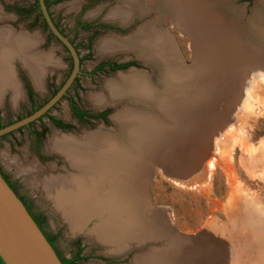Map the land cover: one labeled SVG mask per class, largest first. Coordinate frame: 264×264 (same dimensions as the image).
Wrapping results in <instances>:
<instances>
[{"label": "rangeland", "instance_id": "rangeland-1", "mask_svg": "<svg viewBox=\"0 0 264 264\" xmlns=\"http://www.w3.org/2000/svg\"><path fill=\"white\" fill-rule=\"evenodd\" d=\"M5 1L18 3L26 8L34 3V0ZM44 1L49 4L48 11L56 27L70 38L71 44L78 50L76 52L82 60L81 63L79 62L76 82H73L66 95L73 98L78 109L108 112L105 121L86 126L75 124L76 128L70 132L60 131L51 125L48 116L74 123L69 102L62 98L46 113V116L38 118L29 127L25 126L0 136L2 169L10 180L14 183L18 182V192L33 204L35 210L46 216L45 227L58 236L56 247L59 252L66 257H73L77 249L81 248L82 259L75 264H137L136 260L143 256L154 259L155 251L161 254L174 253L171 250L173 249L171 246H174V250L184 264H188L187 259L192 260L189 255L193 254L191 252L193 250L195 256L199 255V251L211 252L214 256L212 264H264V0H198L195 4L196 9L193 8L198 13L193 12L187 19L182 20L183 26L190 19L194 28L197 29V26L202 25L195 34L187 32L183 27L179 28L176 20L167 16L161 17L153 11L147 14L134 12L124 22L119 21V18L110 17L115 10H129L130 6L125 0ZM145 4L150 8L154 7L150 0H146ZM208 7L213 12L212 15L209 12L210 17H207L214 20L212 22L210 19L209 23L206 22L207 19L204 21ZM215 10H220L221 16H216ZM0 14H6L5 18L0 20V27L11 29L12 35L20 34L27 37L23 38L26 48V51L25 48L23 49L24 56L28 55L32 59L35 57L38 61L36 65H39L38 69H40L38 70L40 84L36 86L28 66L24 61L22 62L23 57L18 58L13 55L12 58V54L11 56L8 54L9 58L5 60V64L8 66L10 79L15 81L13 89L7 88L5 81L0 82V89L2 90L3 86L6 88L0 95V128H3L25 118L44 105L69 76L72 60L67 50L50 36L43 18L37 16V11L19 22L11 20L7 12H2L1 7ZM195 19L198 23L193 22ZM150 21H155V25L159 24L171 39L181 62V77L185 81L183 79L181 86L177 85V94L164 93L167 98H176L175 104L178 107L175 105L174 112L180 110L179 113L176 111L177 115L174 116L178 118L174 117L175 119L171 120L166 117L164 128H157L153 131L155 134L151 132V135H148L150 137L145 136L144 139L145 134L138 132L137 124H134L135 128L129 135L128 132L132 129L130 123L126 130L120 129L121 124L117 123L121 114L119 111L124 113L127 107H132L135 111L137 103L132 102L131 105L127 103L129 101L126 102L121 98L98 106L93 104L92 100L99 96H108L107 87L120 75L141 73L155 77L154 71L157 70H154L152 62L143 60L136 51L126 48L114 50L111 46L114 44L113 40L115 43H120L122 39H127L143 24ZM214 22L221 25L218 26V31L214 30V33L218 32L217 35L215 34L217 37L213 33L208 34V30L200 32L204 25L209 28V24ZM78 23H91L93 27L79 28ZM102 25H106V28ZM214 26L217 25L214 23ZM116 29L123 31L118 32ZM259 31L262 36L259 35ZM222 33L232 37L228 42L229 45L236 46L235 50L230 46L226 54L223 52L220 46L226 43L227 37ZM211 35L215 40L210 38ZM200 38H203L202 41ZM233 39L235 42L232 41ZM215 42H218V46ZM200 45L203 50L199 48ZM240 46L243 49L246 46L248 50L245 53H238ZM196 47L203 52H198ZM230 53L232 60L227 56ZM42 59L43 62L40 61ZM127 62H133L134 65L117 71H109L106 68L102 71H94L101 63ZM26 85L33 93L31 99L27 94ZM159 96L163 97V93ZM154 105L153 103L152 106ZM209 106L212 108L209 109ZM189 115L190 118L187 117ZM143 116H148L147 109L143 110ZM41 129H46V135L36 146L33 133ZM101 130L105 133L104 144L101 146L104 148L103 153H109L110 149L105 144L112 143L111 138H114L119 142L117 150L120 155L125 152L131 159L142 160L143 165L139 167L142 169L134 171L135 175L132 178L122 180L120 184H126L123 187L129 189L126 194L130 200L127 206L132 210L129 218L135 220L141 215V220L143 216L148 223L146 226L156 228V232L143 231L146 235L143 240L131 239L127 242V239H124L125 241L123 238L115 239L114 236L108 237L106 241L99 238V232L102 229L105 231V228L101 227L107 226V222H111L112 217L118 220L123 214L120 212L116 213L120 217L116 214V217L112 216L106 205V209L102 207L98 212L96 210L91 213L85 212L81 216L76 212L82 205V199L58 196L61 189L63 192L66 190L73 192L75 188L71 183H66L65 179L64 182L59 183V178L67 176L70 179L74 173H78V170L70 166L67 157L53 149L52 139L55 136L67 135L82 140L96 132L99 134ZM118 130L120 135L116 137L114 132ZM171 134L175 136L172 137ZM147 138L148 142H146ZM165 138L167 141L170 140L168 145L162 143ZM141 139L147 145L149 140L150 143L153 140L152 147H149L151 150L148 147L144 151L138 148ZM190 146L191 149L196 150L194 153L197 158H192L187 151L183 152L178 165L173 164L170 159L166 160L173 152H181ZM171 150L173 151L170 153ZM145 155L148 156L147 159ZM189 159L190 161H187ZM191 161L203 171V177L200 175L194 178L192 175L193 179H191V175L187 172V175H184L186 168L193 163ZM111 163H113L112 159ZM175 167L177 169L179 167L180 172L176 169L179 174L174 170ZM126 172L124 171V174ZM180 173H184V176L182 174L180 176ZM89 176L91 179L87 178L85 181L87 186H92L90 181L96 176L94 173H89ZM111 179H117L113 173L108 181L113 182L114 180ZM114 183L119 184V181ZM56 187H60L59 190ZM61 194L64 193L59 195ZM99 194L107 202L113 201L108 190H102ZM89 199H92V196L88 197V201H91ZM140 203L144 205L141 206ZM152 212H157L158 217H152ZM67 216L76 219L72 226L69 225ZM138 241L141 242L137 243ZM188 249L191 251H187ZM247 253L249 257L243 256Z\"/></svg>", "mask_w": 264, "mask_h": 264}, {"label": "bare ground", "instance_id": "bare-ground-1", "mask_svg": "<svg viewBox=\"0 0 264 264\" xmlns=\"http://www.w3.org/2000/svg\"><path fill=\"white\" fill-rule=\"evenodd\" d=\"M154 7L153 8H150L149 6H146L145 2L146 0H125L126 3L129 4L130 8L129 10H118V11H113V13H111V16L112 18H119V21L122 20L123 22L124 21H127L130 17H131V14L135 12V14H147L151 11H153L154 13H156L157 15L161 16V17H169V18H172L173 20H176L177 21V24L179 26V28L183 27L184 30L187 29V32H191V34H195V33H198L197 32V29L199 31L200 27L202 26H197L198 28H194L193 27V23H192V20L190 19L187 24L183 23L185 26L182 25V20L185 18L187 19L189 17V15L193 14V12H195L194 9H196L195 7V4L198 2V0H150ZM208 1V0H207ZM211 2V1H209ZM215 2V1H214ZM207 3V2H205ZM215 5V4H214ZM125 6V5H124ZM194 8V9H193ZM221 8V7H220ZM193 9V10H192ZM223 9V8H222ZM201 10V9H200ZM199 10V11H200ZM221 10V9H220ZM219 10V11H220ZM202 11V10H201ZM216 11V16L219 17V15L221 14V11ZM209 12H213V10L208 7L207 9V12L205 11L206 16H205V19L204 21L207 19L206 22H211L210 19L212 18H208L210 17V15L208 16ZM195 13H198V12H195ZM203 13V12H202ZM200 14V13H199ZM212 15V13H211ZM136 16V15H135ZM208 16V17H207ZM215 16V15H214ZM213 16V17H214ZM221 16V15H220ZM212 17V16H211ZM5 17L3 14H0V20H3ZM116 20V19H115ZM197 19L193 20V22H196ZM201 20V19H199ZM198 20V21H199ZM214 20L212 19V22ZM203 22V21H202ZM198 23V22H196ZM205 23V22H204ZM214 23L217 25V26H214ZM213 24H209V28L206 27V25H204L203 27V30L200 31V32H203L204 30H208V34H212L215 36V34L217 35V33H214V30L218 31V26H221V25H218V23L214 22ZM195 24V23H194ZM203 24V23H201ZM206 24V23H205ZM202 28V27H201ZM208 28V29H207ZM221 28V27H220ZM227 28V27H226ZM182 29V28H181ZM222 30V29H220ZM263 34V33H262ZM197 35V34H196ZM222 35L226 36L227 37V40H226V43L224 41L223 44H222L220 47L222 48L223 52H225L226 54V50H230V46L233 47V49L236 47V46H233V45H229V42H230V39H232L231 36H229L228 34L226 33H222ZM259 35L260 34V31H259ZM264 35V34H263ZM198 36V35H197ZM210 36V35H209ZM212 36V35H211ZM262 36V35H261ZM25 37V35H20V34H15V35H12V30L7 28V27H0V82H3L5 81V85L7 86V88L9 87V89H13L14 88V79H12L13 81H11L10 77H9V72L7 71V68L8 66L5 64V60H8V56L12 54V58H13V55L17 56L18 58L20 57H26V59L23 60L22 58V62L24 61V64L26 66H28V70L32 76V79L35 83L36 86H39L40 84V80H39V71L40 69H38V66L39 65H36V62L38 63L37 59H32V57H29L28 55L24 56V53H23V49L25 48L24 47V42L25 41L23 38ZM199 37V36H198ZM217 37V36H215ZM27 38V37H25ZM194 38V37H193ZM210 38H214L213 36L210 37ZM224 38V37H222ZM229 38V40H228ZM201 39V38H200ZM203 39V38H202ZM201 39V41H202ZM29 40V39H28ZM205 40V39H204ZM203 40V41H204ZM209 40V39H208ZM215 40V38H214ZM223 40V39H222ZM225 40V39H224ZM27 41V39H26ZM30 41H33V40H30ZM30 41L28 42V44H30ZM114 41V44H112V48L115 49H121V48H126V49H129V50H133V51H136L138 56L141 57L143 60H145L146 62H152V65L154 67V70H157V71H154L155 72V77L153 76H148V75H144V74H141V73H132V74H125L124 76L120 75L117 77V80H114V82L110 83V86L107 87V93H108V96L105 95V96H102V97H96L94 98L92 101H93V104L95 103L96 105L98 104V106H102L104 105L105 103L107 102H110V100L112 101H117L118 99H121V98H124V100L127 102V103H132V102H135L137 103V109H135V111H133L132 107H127L126 111L123 113L121 111H119V118H118V121L117 123L118 124H121L120 126V129L122 128V130H126L128 128V123H130L129 125L131 126V130L128 132V134L130 135V132H132L133 128L134 127V124H137V129L138 132H141L144 135V139H145V136L146 137H150L148 136L149 134L151 135V132L155 131L157 128H161L164 125V120L166 119V117L170 118L171 120H173V118L175 117V115H177L175 112L177 110H175L174 112V108H175V99H170V98H167L165 97L164 95L166 93H168V95H174V94H177V85L181 86L180 84L182 83L183 81V77H181V70H182V66H181V62L177 56V53L175 52V49L173 48L172 46V42H171V39L169 38L168 34L162 30V28H160L159 24H156L155 25V21H150V22H147L145 24H143V26H141L140 28H138V30L132 34L131 36H129L127 39L123 40L120 42L119 40H116L120 43H115V40ZM217 41V40H216ZM229 41V42H228ZM234 41V39L232 40ZM219 42V41H218ZM218 42L216 43V45L218 44ZM235 42V41H234ZM232 42V43H234ZM32 43V42H31ZM34 43V42H33ZM209 42H207L208 44ZM27 44V45H28ZM35 44V43H34ZM202 44V43H200ZM206 44V45H207ZM219 44V45H220ZM237 44V43H236ZM235 44V45H236ZM27 45H25L26 47H28ZM210 45V44H208ZM241 45V44H239ZM204 47V43L202 45ZM212 46V45H211ZM218 46V45H217ZM32 47V46H31ZM202 47V48H203ZM208 47V46H207ZM213 47V46H212ZM246 47V46H245ZM244 47L240 48L237 50L238 53L240 52H243L245 53L248 48L246 49ZM30 48V47H28ZM28 48H27V51H28ZM201 49V45L199 47ZM206 48V47H205ZM204 48V50H205ZM196 49L198 50V48L196 47ZM214 49V48H213ZM246 49V50H245ZM112 50V49H111ZM113 50V51H114ZM203 50V49H201ZM200 50V51H201ZM219 50V49H218ZM235 50V49H234ZM25 51H26V48H25ZM198 50V52H200ZM203 52V51H201ZM200 52V53H201ZM207 52V51H205ZM232 52H234L232 50ZM9 54V55H8ZM204 54V53H203ZM231 54H228V58L231 59ZM236 54V53H234ZM23 55V56H22ZM14 56V57H15ZM7 58V59H6ZM234 59V58H233ZM21 60V59H20ZM34 60V61H33ZM232 60V59H231ZM40 61H44L43 59L40 60ZM7 62V61H6ZM47 62V60H46ZM45 62V63H46ZM224 63V62H223ZM226 64V63H225ZM221 65V64H220ZM37 66V68H36ZM220 67V66H219ZM218 67V68H219ZM43 68V67H42ZM207 68V67H206ZM35 69V70H34ZM214 69V68H212ZM225 69V68H223ZM226 71V70H225ZM233 71V69H232ZM237 71V70H236ZM227 72V71H226ZM225 72V73H226ZM239 72V71H238ZM11 74V73H10ZM219 74H222L219 72ZM229 75V73H227ZM231 74V73H230ZM218 75V74H217ZM238 75V74H237ZM236 75V79L238 78V76ZM220 76V75H219ZM227 76V75H226ZM14 78V76H11ZM216 77V76H215ZM222 77V76H221ZM228 77V76H227ZM232 77V76H231ZM217 79V78H216ZM230 79V78H229ZM238 80V79H237ZM185 81V79H184ZM4 85V84H3ZM178 86V87H179ZM166 87V88H165ZM1 88V86H0ZM4 88V89H3ZM6 88L3 86L2 87V90L4 91ZM2 90L0 89V95H1V92ZM161 93H163V97L159 96ZM165 93V94H164ZM196 96V95H195ZM217 98V97H216ZM210 99V98H209ZM214 101V100H213ZM140 103H143V105H140ZM153 103L155 104L154 106ZM178 103V101H177ZM179 104V103H178ZM188 104V103H187ZM132 105V104H131ZM147 105V106H146ZM181 105V104H180ZM179 105V107H180ZM155 106H156V109H155ZM178 107V105H176ZM135 107V108H136ZM147 109L148 111V116H143V110H146L145 108ZM194 107V106H193ZM192 107V108H193ZM199 107V106H198ZM210 107V106H209ZM208 107V108H209ZM185 108V107H184ZM206 108V106L204 107V109ZM212 107H210L209 109H211ZM208 109V110H209ZM137 110V111H136ZM180 110V109H179ZM178 110V111H179ZM168 111V112H166ZM171 111V112H169ZM177 111V112H178ZM188 111V110H187ZM198 111V110H197ZM204 111V110H203ZM142 112V113H141ZM195 112V111H194ZM210 112V111H209ZM179 113V112H178ZM183 113V111H182ZM212 113V112H210ZM181 115V112L180 114ZM118 116V114H117ZM185 116V115H184ZM195 116V115H194ZM192 116V117H194ZM190 118V115L187 116ZM115 117H113L114 119ZM175 118H178V117H175ZM174 118V119H175ZM182 118V117H181ZM186 118V117H184ZM117 119V117H116ZM115 119V120H116ZM146 119V121H145ZM131 120L133 122H131ZM180 120V118L178 119ZM188 120V119H187ZM175 121V120H174ZM185 121V120H184ZM191 121V119L189 120V122ZM186 122V121H185ZM188 122V121H187ZM174 123V122H173ZM177 122H175L176 124ZM182 123V122H181ZM193 123V122H191ZM189 123V124H191ZM195 123V122H194ZM166 124V123H165ZM179 125V124H178ZM188 125V123H187ZM193 125V124H192ZM160 126V127H159ZM168 126V125H167ZM175 126V125H173ZM194 126V125H193ZM154 127V128H153ZM172 127V125H171ZM195 127V126H194ZM193 127V128H194ZM119 128V127H118ZM164 128V127H163ZM174 128V127H173ZM178 128V127H177ZM180 128V127H179ZM178 128V129H179ZM183 128V127H182ZM130 129V128H129ZM169 130V128H168ZM172 130V129H171ZM192 131V126H191V129ZM150 131V132H148ZM163 131V130H162ZM170 131V130H169ZM178 131V130H176ZM180 131V130H179ZM178 131V132H179ZM190 131V132H191ZM101 132V133H100ZM99 132V134L97 133H94L92 134L91 136H87L85 137L84 139L82 140H78L77 138L75 137H72V136H61V137H58V136H55L52 140H53V149L55 151H58L60 152L61 154H63L65 157H67V160L68 161H73L75 160V164H74V168H76L78 170V173L75 174V178L73 177H63V178H59V183H62L64 182V179H65V182L66 183H71L72 185H74V190H76L75 193L77 192H82L80 187L76 186L75 182H77L78 180H85L87 178L91 179L90 176H89V173H94V176H96L95 178H93L92 181H90V184H92L91 187H89V191H90V194L91 196L95 199L97 197H100L99 193L102 191V190H108V192L111 193L112 195V198H113V201H110V202H107L106 199L102 198L101 197V207H104L107 205L108 208H109V211L112 213V215H114L116 217V215L118 217H120L118 214L121 212L123 214V217L118 219V220H115L113 224H121V225H125V226H129V228H133L135 226H145L147 227L146 225L148 224L144 217L142 216V220H141V215L137 218L134 219H131L129 218V213L131 212L132 213V210H130L128 208V203L130 202V200L126 197V194L128 192V190H126V186L123 187L124 185L120 184V181H119V184H114V186H111L112 189H110V186L108 187V183L110 181L109 180V176H111V174L113 173L114 176H117L116 178L117 179H113L114 181H118L120 179V177L123 179L122 180H126L127 178L134 176V171H139L140 169L142 168H139L141 167L143 164H142V160H138V159H131L128 154H126L125 152L120 155L118 153L119 150H117L116 152V157L118 159V164L117 166H113V165H109L107 163H105L106 161V158L102 152H100V148L102 149V145L104 144L103 141V136H105L102 132V130ZM168 132V131H166ZM115 136L116 137H119L120 135V132L118 130V132H114ZM123 133V132H122ZM121 133V134H122ZM154 133V132H153ZM165 133V132H164ZM170 133V132H169ZM126 134V133H125ZM155 134V133H154ZM160 135H162L161 133H159ZM168 134V133H167ZM175 134V133H174ZM171 134L172 137H174L175 135ZM188 134V133H187ZM191 134V133H190ZM158 135V137L160 136ZM110 136V135H109ZM122 136V135H121ZM126 136V135H124ZM163 136V135H162ZM177 136V135H176ZM179 136V135H178ZM180 136H181V133H180ZM111 137V136H110ZM123 137V136H122ZM161 137V136H160ZM165 137V136H164ZM167 137V135H166ZM106 138V137H104ZM121 138V137H120ZM125 138V137H124ZM148 138H147V141L148 142ZM163 138V137H162ZM171 138V137H169ZM168 138V139H169ZM177 138V137H176ZM175 138V139H176ZM192 138V137H191ZM112 139V143L108 142L106 143L105 145H107V147L109 148H113V147H119L118 144L119 142H117L116 140H114V138H111ZM127 139V138H126ZM129 139V137H128ZM132 139V138H131ZM155 139V137H154ZM173 139V138H172ZM185 139V138H184ZM107 140V139H105ZM120 140V139H119ZM156 140V139H155ZM154 140V141H155ZM162 140V139H160ZM174 140V139H173ZM205 140V139H204ZM130 141V139H129ZM138 141V140H137ZM157 141H159V139H157ZM165 141V142H163ZM162 143L168 145V143L170 142V140L167 141V139H163ZM178 141V140H177ZM175 141V142H177ZM122 142V141H121ZM120 142V143H121ZM145 141H143L141 139V141H139L138 143V148H140L142 150V148L144 147H152L151 143L153 142V140L151 141L150 143V140H149V143L148 145L146 144ZM158 143V142H157ZM132 144V143H131ZM153 144V143H152ZM159 144V143H158ZM177 144V143H176ZM175 144V145H176ZM127 145V144H126ZM140 145V146H139ZM154 145H155V142H154ZM163 145V144H162ZM111 146V147H110ZM133 146V145H132ZM171 146V145H170ZM177 146V145H176ZM121 147H123L121 145ZM160 144H159V147L160 148ZM169 147V146H168ZM175 147V146H174ZM150 149V148H149ZM165 149V148H164ZM163 149V150H164ZM195 149V148H194ZM134 150V149H133ZM145 150V149H144ZM151 150V149H150ZM162 150V152H164ZM99 151V152H98ZM173 150L170 151V153L172 152ZM175 151V150H174ZM188 151V152H187ZM183 152H187L192 158H195L197 155L194 153L196 152V150H193L191 149V146L189 148H186L184 150H182L181 152L177 151V152H173L172 154H170L166 160H172L175 164V165H178V161L180 158H182V154ZM152 153V152H151ZM160 153V152H159ZM89 154V155H88ZM167 154V153H166ZM165 154V155H166ZM184 156V155H183ZM109 157V156H108ZM165 157V156H164ZM202 157V156H201ZM188 158V157H187ZM186 158V159H187ZM197 158V157H196ZM185 161V160H184ZM187 161H190L187 160ZM145 162V161H144ZM193 162V161H191ZM70 163H73V162H70ZM199 163V162H198ZM184 164V163H183ZM81 165H90L89 167H92L90 170H89V173H86L85 171L83 172L84 169H80L79 166ZM140 165V166H139ZM187 165V164H186ZM184 166V165H183ZM79 167V168H78ZM82 167V166H81ZM85 168V167H83ZM181 168V167H180ZM203 168V167H202ZM176 167L174 168V170L176 171ZM179 169V167H178ZM177 169V170H178ZM183 170V168H181ZM187 171H185V173H189L191 175V179L192 178V175L194 176V178L197 176V178L201 175L202 176V172L201 169L199 168V166H195L194 165V162L193 163H190V166H188V168H186ZM185 169V170H186ZM126 172V174H124V171ZM203 170V169H202ZM87 171V170H86ZM184 171V170H183ZM177 172V171H176ZM179 172H180V169H179ZM146 173V172H145ZM178 173V172H177ZM184 174L185 176L187 175ZM83 176H81V175ZM179 174V173H178ZM182 173H180V176H181ZM182 174V175H183ZM92 175V174H90ZM145 175V174H143ZM142 175V176H143ZM183 175V176H184ZM69 176V175H68ZM92 177V176H91ZM139 177V176H138ZM188 177V176H187ZM203 177V176H202ZM83 180V181H84ZM62 181V182H61ZM54 182V181H53ZM56 182V181H55ZM88 182V181H87ZM114 183V182H113ZM118 183V182H117ZM89 184V185H90ZM53 185V184H52ZM58 185V184H56ZM61 185V184H59ZM70 185V186H72ZM80 185H82L80 183ZM63 186V185H62ZM67 186V184H66ZM61 187V186H60ZM58 187V188H60ZM56 187V189H58ZM63 188H66L63 186ZM68 188H69V185H68ZM85 188H87L85 186ZM101 188V189H100ZM108 188V189H107ZM55 189V190H56ZM67 189V188H66ZM65 189V190H66ZM71 189V188H70ZM110 189V190H109ZM59 190V189H58ZM73 190V188H72ZM84 191V190H83ZM98 191V192H97ZM68 190L64 191L61 189L59 190V194L60 193H64V194H61L59 195L58 194V191H57V194L58 196H62L63 197H66L68 198L69 195L72 196V194L70 193H73L74 192H70ZM132 192V190H131ZM69 193V195L67 194ZM56 194V193H55ZM130 194V193H129ZM134 194V193H132ZM78 194H76V197H80L79 195L77 196ZM69 196V197H71ZM75 196V194H74ZM136 196V195H134ZM57 197V196H56ZM75 197V198H76ZM83 197V196H82ZM137 197V196H136ZM59 198V197H58ZM62 198V197H61ZM130 198V197H129ZM134 198V197H133ZM142 198H144L142 196ZM141 198V199H142ZM60 199V198H59ZM65 199V198H64ZM69 199V198H68ZM72 199V198H71ZM132 199V197H131ZM139 199V200H141ZM145 199V198H144ZM135 200V199H134ZM61 201V199H60ZM68 201V200H67ZM76 201V200H75ZM136 201H138L136 199ZM132 202L133 200L131 201V205H132ZM140 202V201H139ZM143 202V201H141ZM75 203V202H74ZM135 203V202H134ZM144 203V202H143ZM142 203V204H143ZM67 204V203H66ZM72 204V203H71ZM141 204V203H140ZM141 204V206L143 205ZM78 205V204H77ZM84 205V204H83ZM98 206V205H97ZM96 206V207H97ZM136 206V204L134 205ZM133 206H131L130 208L132 209ZM135 208V207H134ZM137 209H139L138 207H136ZM143 208V207H142ZM141 208V210H142ZM146 207H144L145 209ZM106 209V208H105ZM135 210V209H134ZM140 211V210H139ZM145 211V210H144ZM118 213V214H116ZM135 213V211H134ZM160 213V212H159ZM116 214V215H115ZM121 214V215H122ZM70 215V214H68ZM72 215V214H71ZM136 215V213H135ZM161 217V216H160ZM68 218V216H67ZM69 221L71 220L68 219ZM76 220V219H75ZM156 220V219H155ZM72 221V220H71ZM71 223V222H70ZM72 223H74L72 221ZM112 224V225H113ZM149 227L151 228V226L149 225ZM100 238V237H99ZM190 247V246H189ZM195 249V248H193ZM187 251H191L190 249H188ZM193 254H190L189 257L192 259V260H189L187 259L186 261L188 262V264H212L213 263V255L211 254V252H207L206 251H203V252H200L199 251V254L203 255V256H195V250L191 251ZM157 253V252H156ZM158 254V253H157ZM156 254V255H157ZM175 254H171L170 257H164L165 259L161 258V259H156L157 256H155V260L156 262H154V259H149V263L150 264H184L181 260V258L178 257V253L176 254V256H174ZM159 256V255H158ZM243 256H248L249 257V254H245ZM161 257V256H160ZM159 257V258H160ZM197 257V258H196ZM144 258V257H143ZM145 259V258H144ZM140 260V259H139ZM138 260V261H139ZM250 259H248V262H249ZM256 259H254V262H255Z\"/></svg>", "mask_w": 264, "mask_h": 264}, {"label": "water", "instance_id": "water-1", "mask_svg": "<svg viewBox=\"0 0 264 264\" xmlns=\"http://www.w3.org/2000/svg\"><path fill=\"white\" fill-rule=\"evenodd\" d=\"M39 11L49 32L69 53L72 68L57 92L40 108L25 118L0 128V136L27 126L45 115L73 84L79 74V56L69 39L52 20L44 0H37ZM4 174V170L0 165ZM0 258L4 264H62L53 247L0 173Z\"/></svg>", "mask_w": 264, "mask_h": 264}, {"label": "flooded vegetation", "instance_id": "flooded-vegetation-1", "mask_svg": "<svg viewBox=\"0 0 264 264\" xmlns=\"http://www.w3.org/2000/svg\"><path fill=\"white\" fill-rule=\"evenodd\" d=\"M0 7H1V10H2L3 13H6V12L8 13L7 15L9 16V18H10L11 20H14V21L19 22V21H21V20L27 18V16L22 15V13H21V9H22V8H26V7H23V6H21L20 4H18V3H7L5 0H0ZM27 8H28V7H27ZM4 15H6V14H4ZM88 24H90V28L93 27V24H91V23H88ZM102 26H103V25H102ZM90 28H88V29H90ZM103 28H106V25H104ZM116 30H117L118 32H122V31H123V30H121V29H116ZM60 32H61L63 35H65L64 32H62V31H60ZM66 37H67V36H66ZM67 38H68V37H67ZM68 39H69V41H71L70 38H68ZM56 41H57V40H56ZM75 49H76V48H75ZM76 51H78V50L76 49ZM77 53H78V52H77ZM79 61H80V63L82 62L80 56H79ZM127 63H132V65H130V66H128V67H131V66L134 65L133 62H127ZM123 64H126V63H123ZM128 67H127V68H128ZM103 68H106V69H108L109 71H112V70L110 69L109 66H104V67H102L101 70H99V71H102ZM125 69H126V68H125ZM121 70H123V69H121ZM94 71H95V70H94ZM115 71H117V70H115ZM95 72H98V71H95ZM75 81H76V80H74V82H75ZM69 89H70V88H69ZM29 90L31 91L30 87L26 85V91H27V94H29ZM57 90H58V89H57ZM68 91H69V90H68ZM68 91H67V92H68ZM31 92H32V91H31ZM56 92H57V91H56ZM32 97H33V93H32ZM32 97H31V98H32ZM62 98L67 99L68 102H69V105H70V98H71V100L73 101V98H72V97H69V96H67V95L63 96ZM73 103H74V101H73ZM73 105H74V107H76L75 104H73ZM69 107H70V106H69ZM76 108H77V107H76ZM77 109H78V108H77ZM78 110L81 112V115H80V116H79L78 114H74V113L71 111V109H70V111H71V116H72V119H73L74 123L63 122V121H61V120H59V119H57V118H54V117H52V116H48V118H49V121H50L51 125H52L55 129H58V130H60V131L70 132V131H72V130H74V129L76 128V125H75V124H77V125H81V126L91 125V123H97V122L105 121L106 118H107V116H108V112H107V111L91 112V111H85V110H81V109H78ZM30 114H31V113H30ZM44 116H46V114H45ZM42 117H43V116H42ZM40 118H41V117H40ZM51 118H52V119H51ZM53 119H54L55 121H53ZM56 121L60 122L62 125H64V127L59 126L58 122H56ZM33 122H34V121H33ZM31 124H32V122L29 123L26 127H29ZM24 127H25V126H24ZM21 128H22V127H21ZM12 132H13V131H12ZM12 132H9V133H12ZM7 134H8V133H7ZM4 135H6V134H4ZM45 135H46V129H41L40 131H37V132H34V133H33V139H34V143L36 144V146H38V145L41 143V141H42V139H43V137H44ZM2 136H3V135H2ZM0 173L2 174V176H6L7 182H9L10 184H14V185H15L13 191L17 194V196L20 198V200H22L24 206H25V204L28 206V208H29V212H30L32 215L37 216V217L42 221L41 230H42L43 234H44V235H49V236H53V237H54V241H53V243H52L51 246H52L53 249L55 250L57 256H59V258H64V259L69 260V259H74V258L76 257V255L79 253L80 259L76 260V261L73 262L72 264H75L77 261L81 260V259H82V258H81V248H78V249H77L76 255H74L73 257H66V256L62 255V254L59 252V250H58L57 247H56V241H57L58 236H57L55 233H52V232L48 231V230L46 229V227H45V225L47 224V218H46V216H45L42 212H40V211H38V210H35V209L33 208V204H32L30 201L26 200V199L24 198V196L18 192V182H15V183H14V181L10 180V178H9L6 174H4V173L2 172L1 169H0ZM78 251H79V252H78Z\"/></svg>", "mask_w": 264, "mask_h": 264}, {"label": "crops", "instance_id": "crops-1", "mask_svg": "<svg viewBox=\"0 0 264 264\" xmlns=\"http://www.w3.org/2000/svg\"><path fill=\"white\" fill-rule=\"evenodd\" d=\"M106 147H107V145H105ZM111 147V146H110ZM149 148V147H148ZM102 149H104V148H102ZM101 148H100V152L99 153H101L102 152V154H103V150H102ZM110 149V151H109V153H105V154H103L105 157H107L106 158V162L105 163H107V164H109V165H113V166H117V164L119 163L118 162V159H117V157H116V152H117V149H116V147H113V148H109ZM144 149H146V147L144 148H142V150L141 151H144ZM89 155V154H88ZM109 156V157H108ZM145 157V159H147L148 158V156L147 155H145L144 156ZM150 157V156H149ZM111 159L113 160V163H111ZM141 160V159H140ZM69 162V164H70V166L72 165L73 167H74V164L76 163L75 162V160H73V161H68ZM70 162H73V163H70ZM71 166V167H72ZM82 166V167H81ZM81 166H79L80 167V169L82 168V169H84L83 170V172L85 171L86 173H89V170L92 168V167H89L88 165H81ZM140 166V165H139ZM78 167V168H79ZM83 167H85V168H83ZM90 168V169H89ZM87 170V171H86ZM75 178V173L73 174V176H72V178ZM110 177L111 176H109L108 178H109V180H110ZM117 177V176H116ZM133 176L131 175V177L130 178H132ZM122 179H123V177L121 178L120 177V179L118 180V181H122ZM129 178H127L126 180H128ZM84 180V179H83ZM82 179L81 180H78L77 182H75V184H76V186H78V187H80V188H82L83 187V189H81V193L80 192H77V193H75L76 192V190H73V192H74V194H75V196H74V194L73 193H70V194H72V196L71 195H69V193H67L69 196H71V197H69L68 196V198L69 199H73V198H75L76 197V194H80L79 196V198L78 197H76L75 199H78V200H81L82 199V205L80 206V208L78 209L79 211L78 212H76L78 215H84V213L85 212H89V213H91V212H93L94 210H96L97 212L98 211H100V209L102 208L101 207V197H97V198H93L92 197V199H89V200H91V201H88V197L89 196H91V194H90V191H89V187H91V186H87V184H86V181L84 180L83 181ZM111 180H113V179H111ZM117 181V182H118ZM114 182V181H113ZM112 181H110L109 183H108V187L110 186V189H112L111 188V186H114V184L115 183H113ZM80 183L82 184V185H80ZM82 186V187H81ZM85 186L87 187V188H85ZM108 189V188H107ZM109 189V190H110ZM84 190V191H83ZM77 195V196H78ZM104 195V194H103ZM83 196V197H82ZM93 200V201H92ZM84 204V205H83ZM98 205V206H97ZM97 206V207H96ZM106 207V206H105ZM110 212V211H109ZM78 215H75V217H77ZM152 217H158V213L157 212H152ZM113 216V215H112ZM71 217V216H70ZM66 219L68 220V219H70L69 217L67 218L66 217ZM71 220L72 221H74L75 219H72L71 218ZM69 221L68 223H69V225L70 226H72V221ZM114 221H115V219H114V217H112V221L111 222H107V226H105V227H101V228H105V231L102 229L100 232H99V237L101 238V239H103V240H105L106 241V239H108V237H111V236H114V238L115 239H121V238H123V240L124 239H127L126 241L127 242H130V240L131 239H141V240H143V239H145V237H146V235H145V233H146V231H153V232H156L155 231V229L152 227V228H150L149 226H147V227H145V226H135V227H133V228H129V226H125V225H119V224H113L114 223ZM71 222V223H70ZM113 224V225H112ZM100 228V229H101ZM143 231L145 232V233H143ZM141 233V234H140ZM125 241V240H124ZM126 242V243H127ZM141 241H138L137 243H140ZM171 247H173V249H171V250H173L174 251V253L173 252H162V254L161 253H156V251H155V256H157V258L156 257H154V262H156V260H155V258L158 260V259H161V258H163V259H165L166 257H170V255L171 254H175L174 256H176V254H177V252H176V250H174V246H171ZM206 251V250H205ZM207 253V252H206ZM157 254V255H156ZM159 255V256H158ZM161 256V257H160ZM198 256H203V255H201V254H199V255H197V257ZM145 259H144V258ZM143 257H140V258H138L137 260H136V262H137V264H145V263H148V260L149 259H153V258H149L148 256H143ZM160 257V258H159ZM165 257V258H164ZM178 257H179V255H178ZM196 257V258H197ZM171 258V257H170ZM140 259V260H139ZM139 260V261H138Z\"/></svg>", "mask_w": 264, "mask_h": 264}, {"label": "trees", "instance_id": "trees-1", "mask_svg": "<svg viewBox=\"0 0 264 264\" xmlns=\"http://www.w3.org/2000/svg\"><path fill=\"white\" fill-rule=\"evenodd\" d=\"M45 4H46V7H47V9H48V8H49V4H48L46 1H45ZM35 11L38 12L37 16L42 17L41 12L39 11V6H38V1H37V0H34L33 5H31L30 7H28V8H22V9H21V13H22V15H25V16H27V17L31 16V15L33 14V12H35ZM43 22H44V20H43ZM44 25H45L46 28H48L47 25L45 24V22H44ZM78 27H79V28H83V29H88V28H90V24H88V23H78ZM50 36H51L52 38H54L53 35H52L51 33H50ZM130 65H132V63H126V64L101 63L100 65H98V66L95 68V71H99V70H101V68L104 67V66H109L110 69H111L112 71H115V70L125 69V68H127L128 66H130ZM75 82H76V81H75ZM55 93H56V91H54V94H55ZM28 96H29V98L31 99V97H32V92H31L30 90H29V94H28ZM73 104H74V103H73V101H72L71 98H70V109H71V111H72L74 114H78V115L80 116V115H81V112H80L76 107H74ZM51 119H52V118H51ZM53 121H55V120L53 119ZM56 122H58V121H56ZM58 124H59V126L64 127V125H62L60 122H58ZM3 178H4L5 181L7 182L6 176H3ZM7 183H8V185L10 186V188L13 190L14 187H15V185H14V184H10L9 182H7ZM21 201H22V200H21ZM25 207H26V209H27L28 212H29V208H28V206H27L26 204H25ZM29 214L32 216V218H33V220L35 221V223L37 224V226L41 229L42 221H41L37 216L32 215L30 212H29ZM41 231H42V230H41ZM45 237H46V239L48 240L49 244L52 245V243H53V241H54V237H53V236H49V235H45ZM78 252H79V251H78ZM58 257H59V256H58ZM59 259H60V261L62 262V264H72V263L75 262L76 260L80 259V256H79V253H78L74 259H69V260L64 259V258H59ZM0 264H4V262L1 260V258H0Z\"/></svg>", "mask_w": 264, "mask_h": 264}]
</instances>
